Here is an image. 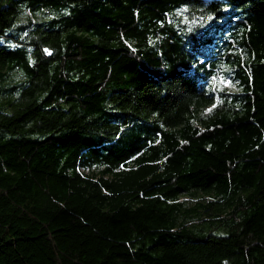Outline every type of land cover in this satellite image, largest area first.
I'll list each match as a JSON object with an SVG mask.
<instances>
[{
  "label": "trees",
  "instance_id": "16d2710c",
  "mask_svg": "<svg viewBox=\"0 0 264 264\" xmlns=\"http://www.w3.org/2000/svg\"><path fill=\"white\" fill-rule=\"evenodd\" d=\"M0 264H264V0H0Z\"/></svg>",
  "mask_w": 264,
  "mask_h": 264
}]
</instances>
